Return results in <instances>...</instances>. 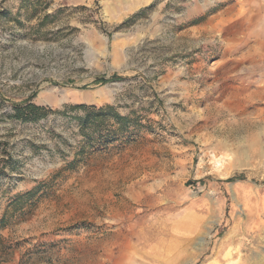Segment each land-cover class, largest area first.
Listing matches in <instances>:
<instances>
[{
	"label": "rangeland",
	"instance_id": "obj_1",
	"mask_svg": "<svg viewBox=\"0 0 264 264\" xmlns=\"http://www.w3.org/2000/svg\"><path fill=\"white\" fill-rule=\"evenodd\" d=\"M80 103L134 125L84 144ZM189 211L264 264V0H0V264H178Z\"/></svg>",
	"mask_w": 264,
	"mask_h": 264
},
{
	"label": "trees",
	"instance_id": "obj_2",
	"mask_svg": "<svg viewBox=\"0 0 264 264\" xmlns=\"http://www.w3.org/2000/svg\"><path fill=\"white\" fill-rule=\"evenodd\" d=\"M100 81L105 82L106 79ZM65 109L75 111L74 118L77 120V125L84 137V144L104 143L106 137L108 140L115 141L121 137H124L130 129V126L134 125V120L126 115H121L116 111L115 106L111 104L93 105V104H74L67 106ZM12 117L20 119L22 121H36L46 116L50 111L44 106H40L31 101V98L24 99L20 102L14 103L12 107ZM106 133L103 135L102 132ZM95 136V138H93ZM234 179V176L229 177L227 180ZM38 186H34L31 189L16 195L10 202V205L14 210L21 209L24 204L26 205L31 201L38 192ZM6 216L3 213L0 217V226L6 225ZM35 248L34 253L46 252V249Z\"/></svg>",
	"mask_w": 264,
	"mask_h": 264
},
{
	"label": "crops",
	"instance_id": "obj_3",
	"mask_svg": "<svg viewBox=\"0 0 264 264\" xmlns=\"http://www.w3.org/2000/svg\"><path fill=\"white\" fill-rule=\"evenodd\" d=\"M206 230L205 218L196 211L184 213L174 222L171 229L172 238L170 239L173 244L169 250L171 254H176L178 264L254 263V260L249 257L244 256L241 259L234 255L233 251L237 250V243L235 241L231 243L229 240H225V237L218 238L219 236H217L215 239H210L206 244L203 240ZM205 246L207 253L204 254ZM263 260L264 258L259 257L258 262Z\"/></svg>",
	"mask_w": 264,
	"mask_h": 264
}]
</instances>
